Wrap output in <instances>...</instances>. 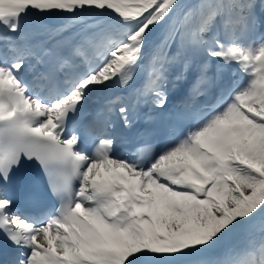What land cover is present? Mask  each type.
I'll return each mask as SVG.
<instances>
[{
  "label": "snow or ice",
  "instance_id": "6c2138e0",
  "mask_svg": "<svg viewBox=\"0 0 264 264\" xmlns=\"http://www.w3.org/2000/svg\"><path fill=\"white\" fill-rule=\"evenodd\" d=\"M256 8L255 0H199L187 9L180 0H0V233L23 250L11 264H264V224L258 245L206 258L264 221V0L259 16ZM53 15L61 17L55 24L37 19ZM161 26L163 46L179 36L205 58L201 82L220 61L216 102L159 150L146 144L116 155L111 121L70 118L98 90L128 86ZM31 27L57 48L65 33L83 39L54 70L28 80L37 56ZM163 73L162 64L154 68L144 88L160 107ZM123 99L109 97L104 110L129 125ZM28 162L55 198L37 215L13 211L8 187ZM33 198L45 197L37 190Z\"/></svg>",
  "mask_w": 264,
  "mask_h": 264
},
{
  "label": "rangeland",
  "instance_id": "374dc122",
  "mask_svg": "<svg viewBox=\"0 0 264 264\" xmlns=\"http://www.w3.org/2000/svg\"><path fill=\"white\" fill-rule=\"evenodd\" d=\"M180 2H181V5H182V8L183 9H187V8H189V7H192V6H195L197 3H199V0H180ZM157 35H160V37H161V45H163V42H164V40H165V37H166V35H167V29H166V27L165 26H161L160 28H157V29H154L153 30V34H152V36L150 37V39H149V41H148V43L150 42V40L154 37V36H157ZM174 37H177V36H174ZM179 37V36H178ZM170 41H171V39H169L168 40V42H167V46H168V44H169V46H170ZM181 42V41H180ZM167 46L165 47H163L162 48V51L163 52H165V50L167 49ZM180 46L184 49V51H185V55H179V57L181 58L182 56H185V57H191V59H193V60H200L201 59V61L202 62H204V60H205V58L203 57V56H201V55H198V54H195L191 49H189V48H187V47H184V46H182L181 44H180ZM171 47V46H170ZM168 50H169V47H168ZM171 52H173V50L171 49ZM166 57H169V54H167L166 53V55H165ZM214 62V61H213ZM212 62V63H213ZM262 224H264V221H261L260 223H258V224H256V225H251V226H249L248 228H245V230L247 229V230H250L251 232H254V231H260V228H261V225ZM245 230H240V231H238V232H235V233H233V234H231L229 237H227L226 239H225V241H231V242H233V243H236V242H238L241 238H242V236H244L245 235Z\"/></svg>",
  "mask_w": 264,
  "mask_h": 264
},
{
  "label": "bare ground",
  "instance_id": "6f19581e",
  "mask_svg": "<svg viewBox=\"0 0 264 264\" xmlns=\"http://www.w3.org/2000/svg\"><path fill=\"white\" fill-rule=\"evenodd\" d=\"M44 17L49 18V19L60 18L59 16H55V15H53V16H44ZM37 33H39V32H37ZM31 35H33V33H31L29 31V36H31ZM82 39H83L82 35H74V33L70 32L69 35L67 36V38L64 40L65 41L64 45L71 49L72 46L80 43ZM153 39L151 40V42L153 41ZM146 45L148 46V43ZM219 63H220V61H218L216 64H219ZM163 69H164V72L168 70L167 66H165V65L163 66ZM255 236H258V235H251L250 237H255ZM243 240L245 241L246 239H243ZM223 244H225V241L221 244L220 247H218L215 250L210 251L209 254L215 255L216 259L220 258L218 256V253H222V245Z\"/></svg>",
  "mask_w": 264,
  "mask_h": 264
},
{
  "label": "trees",
  "instance_id": "16d2710c",
  "mask_svg": "<svg viewBox=\"0 0 264 264\" xmlns=\"http://www.w3.org/2000/svg\"><path fill=\"white\" fill-rule=\"evenodd\" d=\"M261 219L260 218H258L255 222H258V221H260Z\"/></svg>",
  "mask_w": 264,
  "mask_h": 264
}]
</instances>
